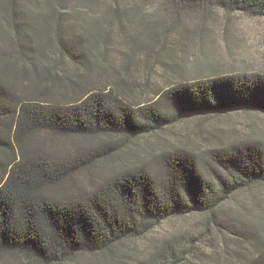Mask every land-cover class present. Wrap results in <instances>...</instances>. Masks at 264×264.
<instances>
[{
	"label": "trees",
	"instance_id": "16d2710c",
	"mask_svg": "<svg viewBox=\"0 0 264 264\" xmlns=\"http://www.w3.org/2000/svg\"><path fill=\"white\" fill-rule=\"evenodd\" d=\"M68 1L34 0L29 8L26 0H0V261L75 264L89 255L103 256L99 264H192L202 237H163L148 260L122 247L198 214L208 219L202 235L236 240L250 251L245 262L264 264V200L237 197L264 189V135L211 127L191 147L189 134V142L163 134L183 117L264 114V73L181 79L143 102L122 77L110 84L91 78L96 69L107 72L116 20L129 47L126 72L137 52L153 69L182 22L145 12L134 33L128 9L163 2L174 12L217 7L264 17V0H83L89 12L81 24ZM162 64L172 74L183 68Z\"/></svg>",
	"mask_w": 264,
	"mask_h": 264
},
{
	"label": "rangeland",
	"instance_id": "374dc122",
	"mask_svg": "<svg viewBox=\"0 0 264 264\" xmlns=\"http://www.w3.org/2000/svg\"><path fill=\"white\" fill-rule=\"evenodd\" d=\"M33 1L26 0V6L34 8ZM67 4L69 8L67 12L71 10L81 24L86 19L85 12H89L83 0H69ZM107 6L103 4L95 7L103 10ZM78 10H82L83 13H78L80 12ZM171 10L170 6L163 2L162 4H146L140 11L134 12L128 9V14L133 17L126 28L132 27L131 30L134 33L143 29L139 28V25L146 21L145 12L158 15V18L166 19L168 22L176 18L182 19V22L174 27L165 42L164 49L161 50V47H158L161 50V54L158 55L161 61L157 58L153 59L151 62L153 69L144 63L143 52H137L135 60L138 63L131 65L130 71L126 72L123 65L126 62L129 47L124 44L125 33L120 32L121 26L116 20L112 26L111 43L107 46L109 48L108 57L104 62L107 72L101 75L96 69L91 75L92 80H99L102 84H107L109 81L110 84V81L122 77L128 83L126 91L131 94V97L143 102L153 94V90L159 87L165 89L181 79L196 80L209 78L214 74L231 72L264 73V17L217 7L210 11L196 13L188 8L175 12ZM103 21L107 22L104 18ZM174 60L181 63L183 67L180 73L172 74L165 70L162 64V61L172 62ZM68 64L71 68H76L72 63ZM245 123L248 125L246 126ZM211 127H220L223 130L233 127L238 129V134H244V129L250 128L253 132L264 135V114L250 115L242 112L205 117V119L183 117L163 134L171 140L182 137L181 139L185 142L189 141L184 138V135L189 134L191 140L188 143L189 146L196 147V144L203 140L200 130L211 129ZM154 138L156 136L151 140ZM127 141L130 145H134L132 140ZM55 142L63 147L69 146L67 143H60L61 141ZM257 194L258 196L252 197L243 193L237 197L244 204H250L256 199L264 200V189L257 191ZM233 200L228 204V208L235 210L240 205L239 200ZM207 222V216L198 214L168 220L158 226L149 236L126 243L122 251L126 256L130 255L132 259L141 256L148 260L158 251L163 237L181 232L186 236L204 238V242L200 243L198 254L192 257V264H248L243 257L244 254L248 256L250 251L247 248H240L236 240H223L219 234H216L213 239L202 235ZM227 248L239 249L241 253L226 252ZM101 260H104L103 256L82 255L75 264H99ZM0 264H21V260L8 259L0 261Z\"/></svg>",
	"mask_w": 264,
	"mask_h": 264
}]
</instances>
